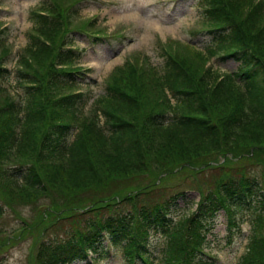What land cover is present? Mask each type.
<instances>
[{"label":"trees","instance_id":"obj_1","mask_svg":"<svg viewBox=\"0 0 264 264\" xmlns=\"http://www.w3.org/2000/svg\"><path fill=\"white\" fill-rule=\"evenodd\" d=\"M81 1L34 7L17 98L3 91L13 68L0 29V264L30 237L26 264H96L109 248L127 264H218L209 236L221 211L227 243L237 213L250 217L237 264H264V0H199L206 50L159 44L162 67L126 60L89 113L72 46L103 38L95 20L77 21ZM211 56L237 69L206 66Z\"/></svg>","mask_w":264,"mask_h":264},{"label":"rangeland","instance_id":"obj_2","mask_svg":"<svg viewBox=\"0 0 264 264\" xmlns=\"http://www.w3.org/2000/svg\"><path fill=\"white\" fill-rule=\"evenodd\" d=\"M42 0H2L0 1V29L3 27L4 33L1 35L7 37L6 47L13 48V52H23L29 44L30 30L33 27L32 11ZM94 18V28H99L105 33H113L121 30L125 37L120 41H113L94 46L84 44L82 47L87 48L84 51L83 62L78 64L81 67L92 68V72L85 75L88 83L79 82L74 86L77 93H83L84 98H88L87 105L84 109L87 113L94 106V101L103 93L104 82H109V76L115 68L122 65L130 56L144 55L145 62L148 65L157 67L163 66V56L160 54L159 43L166 39L174 38L171 41L175 46H179L181 51H188L187 42L192 46L206 50L205 45L208 40L202 35L204 25H202V8L197 0H86L80 16L77 21L84 23L85 19ZM76 21V24H78ZM3 26V27H2ZM0 36V37H2ZM82 39V38H80ZM3 43V42H2ZM9 47V48H10ZM2 45L0 44V52ZM11 56L13 70L8 81L3 83L5 93L12 97H18L23 91L18 87L16 82L17 61L19 55ZM221 56L222 54H218ZM2 55H0L1 59ZM218 56L209 57L210 64L221 72L234 71L237 69V62L228 58L220 60ZM8 56L5 57L7 60ZM204 63H202L203 65ZM95 65L98 67L93 68ZM85 93V94H84ZM76 102L74 110L81 114V100ZM240 160V159H239ZM192 201L198 200L197 194L190 193ZM183 206V205H182ZM195 207V206H193ZM25 216L30 213V206L24 208ZM181 215V209L175 213ZM178 214V215H177ZM245 215L242 223V231L237 232L232 243L227 242L230 232L229 220L227 214L221 211L214 227L213 234L209 236V251L219 257L218 264H237L241 255L245 251L250 232V217L247 212H241ZM160 246H163V238L154 237L152 240H158ZM153 242V241H152ZM10 246V245H9ZM32 238L16 240L8 248V264H26L27 255L31 252ZM153 246V245H152ZM155 250L154 247H152ZM110 256L106 259H100L99 264H127V259L121 253L114 250H108ZM101 258V257H99ZM73 264H88L86 262H75Z\"/></svg>","mask_w":264,"mask_h":264}]
</instances>
